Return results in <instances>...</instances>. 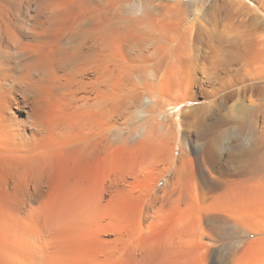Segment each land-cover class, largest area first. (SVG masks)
Returning <instances> with one entry per match:
<instances>
[{"label": "rangeland", "instance_id": "obj_1", "mask_svg": "<svg viewBox=\"0 0 264 264\" xmlns=\"http://www.w3.org/2000/svg\"><path fill=\"white\" fill-rule=\"evenodd\" d=\"M6 1L0 264H264L211 212L235 189L264 211V0H29L11 32ZM174 3L182 52L123 22Z\"/></svg>", "mask_w": 264, "mask_h": 264}, {"label": "bare ground", "instance_id": "obj_2", "mask_svg": "<svg viewBox=\"0 0 264 264\" xmlns=\"http://www.w3.org/2000/svg\"><path fill=\"white\" fill-rule=\"evenodd\" d=\"M25 1V10H19V0H7L6 1V6H5V9L7 11V15H5V17L7 19L10 20V24L7 25L5 27V29L7 31H17L18 29H20V31H24L27 26H28V23L31 19V13L29 12L30 10V1L29 0H24ZM5 2V1H4ZM169 12L164 15L162 18H158V17H150V16H144V17H125L122 18L121 20L124 22L125 25H129L133 28V30H136L137 32H139L140 34H144V35H158L160 31H170V30H173V32H176L175 34L171 35V36H167V37H162V40H165L166 42H171V43H174V42H178L177 44V51H181V49H183V45L185 42H187L189 40V37L187 36V34H184L183 36H179L178 34L181 32L179 31L180 29V26L182 25V21H184L183 17H184V14L182 12V10L180 9V6L178 3H174L173 6L169 7ZM118 19V18H117ZM120 19V17H119ZM120 20V21H121ZM119 21V20H118ZM94 22V20H93ZM115 22V21H114ZM84 20H81L79 22V24L77 25V27L75 28V33L78 34L81 29L80 27L83 26L84 24ZM118 25H119V22H117ZM122 23V25H124ZM86 25V24H84ZM83 29L84 31L86 30L83 26ZM86 34H89V33H86ZM89 39H92L91 41L93 40H96V37L92 38V36L89 37ZM184 50V49H183ZM182 50V51H183ZM181 51V52H182ZM81 57L80 59V62L81 60H83V58H85L83 55H82V52H70V53H67L65 55V63L66 65H70L72 64V62L78 58V57ZM181 56V55H179ZM85 62V61H84ZM69 67V66H68ZM83 69V68H82ZM92 151V150H91ZM264 154V153H263ZM212 177V176H211ZM112 185V184H111ZM211 188H214L215 184H211L210 185ZM232 187V186H231ZM236 187V186H235ZM258 187V186H257ZM208 188V187H207ZM238 188V187H237ZM235 189V188H234ZM244 189V188H243ZM251 189V188H250ZM259 189V187L257 188ZM248 190V189H247ZM261 190V189H260ZM232 192L236 191L235 190H231ZM238 191V190H237ZM237 191L235 193H237ZM242 191V190H241ZM246 191V189L244 190ZM256 191V190H255ZM262 191V190H261ZM228 192L229 195L227 193H225V196L224 195H221L220 199L218 202H216V204L214 205V208H212L211 212L213 213H216L215 215H218V219L222 220V222L229 224L231 225V227H235V229L233 228L229 234H231V236H237L239 235V233L241 231H246L245 233L246 234H250V235H256V234H261L262 236L264 235V211L261 210V208H259L260 210H254L255 209V204L256 203V199H258L259 197H256V195H253L254 197V203H253V199H249V197L251 196L250 194L247 195L248 198H245L246 195L244 193L243 195V192H240L242 193V197L244 196V199L241 198V196L239 195V193L237 194L239 198H237L235 196V193L233 192ZM249 191L246 193L248 194ZM254 193V191H253ZM228 195V196H227ZM261 195V194H260ZM258 195V196H260ZM234 196V197H233ZM262 196V195H261ZM260 196V197H261ZM219 198V197H218ZM236 200H235V199ZM241 198V199H240ZM252 198V196L250 197ZM242 202H240V200ZM262 198H259L258 200H261ZM240 202V205L239 203H236L238 201ZM249 200V201H247ZM252 201V203H251ZM264 201L261 200V204L262 202ZM244 202V203H243ZM249 202V203H248ZM259 202V201H258ZM235 203V207H237L238 205L240 207H237V212L235 210H231V208H235L233 206V204ZM236 204H238L236 206ZM255 204V205H254ZM260 204V203H259ZM231 205V207H230ZM264 206V205H263ZM221 207H225V209H221L220 211L217 210V209H220ZM260 207V206H259ZM257 209V208H256ZM220 213V214H219ZM199 222V221H198ZM221 222V223H222ZM220 224V223H219ZM190 225V224H189ZM233 225V226H232ZM222 227V225H220ZM219 226V227H220ZM182 227V226H181ZM198 227V226H197ZM216 227V226H214ZM224 227V225H223ZM183 228V227H182ZM200 228V227H198ZM218 227H216L217 229ZM201 229V228H200ZM213 229V228H212ZM215 229V230H216ZM222 231L223 228H219L217 230H220ZM227 229V228H226ZM229 229V228H228ZM227 229V230H228ZM225 231V230H223ZM212 232V231H211ZM228 232V231H227ZM221 233V232H220ZM224 233V232H223ZM183 235V234H182ZM185 235V234H184ZM183 235V236H184ZM226 235V234H225ZM260 235V236H261ZM219 236V235H218ZM218 236L216 235V237L218 238ZM221 236V234H220ZM240 236L243 237V234H241ZM215 237V236H214ZM230 237V235L228 236ZM246 237V235H245ZM221 238V237H220ZM224 238V237H223ZM222 238V239H223ZM231 238V237H230ZM236 238V237H235ZM245 239V238H244ZM37 240V239H36ZM214 240V239H213ZM237 240V239H236ZM241 241V240H240ZM35 242V241H34ZM264 242V241H263ZM27 243V242H26ZM249 243V242H248ZM254 243V242H253ZM258 243V242H257ZM244 245V244H243ZM251 245V244H250ZM33 247V246H32ZM247 247H248V244H247ZM27 250V249H26ZM31 251V250H30ZM35 251V250H34ZM230 252V251H229ZM30 253V252H29ZM244 253V252H243ZM19 254V253H18ZM208 254V253H207ZM263 254H264V251H263ZM262 254V255H263ZM235 255V254H233ZM42 257V255H41ZM241 257V256H240ZM259 257V256H258ZM19 258V257H18ZM30 258V256H29ZM229 258V257H228ZM255 258V257H254ZM17 259V258H16ZM4 260V259H3ZM23 260V259H22ZM148 260V259H147ZM220 260V259H219ZM28 261V260H27ZM31 261V260H30ZM34 261V260H33ZM143 261V260H142ZM233 261V259H232ZM235 261V260H234ZM238 261V260H237ZM259 261V260H258ZM25 262V261H24ZM146 262V261H145ZM220 262V261H219ZM249 262V261H248ZM257 262V261H255ZM3 263V262H2ZM13 263V262H12ZM21 263V262H20ZM126 263V262H125ZM232 263V262H231ZM262 263V262H261ZM230 264V263H229ZM254 264V263H253Z\"/></svg>", "mask_w": 264, "mask_h": 264}]
</instances>
